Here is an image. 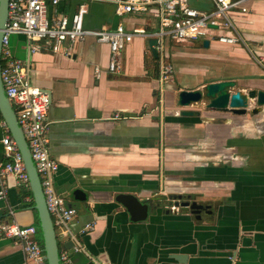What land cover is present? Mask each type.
Wrapping results in <instances>:
<instances>
[{"label": "crops", "instance_id": "0c3cea01", "mask_svg": "<svg viewBox=\"0 0 264 264\" xmlns=\"http://www.w3.org/2000/svg\"><path fill=\"white\" fill-rule=\"evenodd\" d=\"M76 2L65 1L59 10L71 13ZM194 4L209 8L201 0ZM246 7L233 14L244 42L157 37L154 56L148 40L156 36L144 35L158 29L153 10L118 16L112 4L91 1L85 28L120 23L141 33L123 50L120 73L107 71L109 46L92 37L70 53L54 52L46 42L30 56V80L50 101L49 152L59 165L54 186L76 209L70 229L80 246L57 237L70 264H264V106L234 114L177 102L180 89L212 81L264 91V0H249ZM25 43L21 34L10 37L14 57L26 58ZM164 63L173 68L168 83L159 81ZM184 110L193 114L182 115ZM1 188L0 223L34 225L39 240L30 187L8 175ZM119 193L141 200L190 195L209 212L196 217L154 200L146 220L132 221L116 200ZM0 264H25L22 246L4 235Z\"/></svg>", "mask_w": 264, "mask_h": 264}, {"label": "built area", "instance_id": "2783aa9c", "mask_svg": "<svg viewBox=\"0 0 264 264\" xmlns=\"http://www.w3.org/2000/svg\"><path fill=\"white\" fill-rule=\"evenodd\" d=\"M65 1L75 0H7V18L1 39L0 77L4 93L27 142L57 237L71 238L73 247L77 249L79 242L70 229L76 209L57 193L54 186V175L59 165L49 152L47 113L50 101L47 93L30 80V56L39 52L46 42L54 52L70 53L80 40L92 37L109 46L107 71L120 73L123 50L141 33L130 31L120 23L112 29L85 28L83 21L91 1L112 4L118 16L153 10L152 13L158 19V29L154 34H143L147 37L156 36L159 42L210 36L222 43L239 44L244 40L237 30L233 14L246 13L249 0H201L207 2L209 8L197 7L194 4L196 0H76L75 8L67 14L59 10ZM18 34L26 39L25 59L14 57L10 49V37ZM95 70L98 76L100 69ZM172 73V65L164 63L161 65L159 81L170 82ZM2 126L6 133L0 142L7 160L0 161V185L8 175H13L20 185L29 188L21 153L5 122H2ZM4 194L1 188L0 198ZM0 235L13 238L22 246L25 264H47L34 225L2 222ZM59 256L62 264H70L64 249L59 250Z\"/></svg>", "mask_w": 264, "mask_h": 264}, {"label": "water", "instance_id": "95a60500", "mask_svg": "<svg viewBox=\"0 0 264 264\" xmlns=\"http://www.w3.org/2000/svg\"><path fill=\"white\" fill-rule=\"evenodd\" d=\"M7 18V0H0V53L3 29ZM151 52L156 56L157 37L148 40ZM208 45V41H204ZM234 80L212 81L197 89H180L177 94V102L181 107L191 104L203 103L206 108L218 111H230L234 114L257 113L264 106V91L248 89L242 91L235 89ZM254 106L251 108V104ZM182 115H191L193 111H181ZM0 117L5 122L12 138L14 139L19 152L21 153L24 167L29 179V187L33 195L34 208L37 213V226L41 234V244L44 258L47 264H62L59 256V245L55 228L50 214L45 205L44 195L40 185V179L31 159L27 142L22 130L17 123L16 115L12 109L9 99L6 97L0 77ZM81 196L79 191L74 192ZM116 200L128 211L132 221H144L153 209V201H163L168 206H175L182 210H188L196 217L202 212H209V205L197 202L190 195L174 194L168 197H152L141 200L132 193H119ZM158 205V204H157ZM73 244V242L69 241Z\"/></svg>", "mask_w": 264, "mask_h": 264}, {"label": "rangeland", "instance_id": "374dc122", "mask_svg": "<svg viewBox=\"0 0 264 264\" xmlns=\"http://www.w3.org/2000/svg\"><path fill=\"white\" fill-rule=\"evenodd\" d=\"M39 238L41 239V235L39 234ZM40 239H39V241H40Z\"/></svg>", "mask_w": 264, "mask_h": 264}, {"label": "trees", "instance_id": "16d2710c", "mask_svg": "<svg viewBox=\"0 0 264 264\" xmlns=\"http://www.w3.org/2000/svg\"><path fill=\"white\" fill-rule=\"evenodd\" d=\"M0 119H1V117H0Z\"/></svg>", "mask_w": 264, "mask_h": 264}]
</instances>
